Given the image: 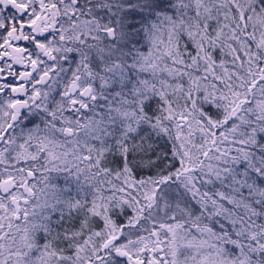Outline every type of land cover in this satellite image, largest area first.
<instances>
[{
    "label": "snow or ice",
    "instance_id": "snow-or-ice-1",
    "mask_svg": "<svg viewBox=\"0 0 264 264\" xmlns=\"http://www.w3.org/2000/svg\"><path fill=\"white\" fill-rule=\"evenodd\" d=\"M0 264H264V0H0Z\"/></svg>",
    "mask_w": 264,
    "mask_h": 264
}]
</instances>
